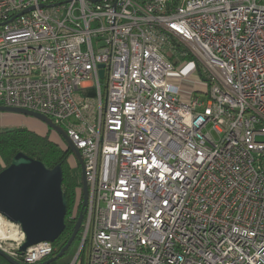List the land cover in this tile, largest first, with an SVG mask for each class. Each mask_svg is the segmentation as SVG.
<instances>
[{"label":"built area","instance_id":"2783aa9c","mask_svg":"<svg viewBox=\"0 0 264 264\" xmlns=\"http://www.w3.org/2000/svg\"><path fill=\"white\" fill-rule=\"evenodd\" d=\"M0 25V106L81 152L87 264H264V0H0ZM24 241L0 214L7 256L55 252Z\"/></svg>","mask_w":264,"mask_h":264},{"label":"water","instance_id":"95a60500","mask_svg":"<svg viewBox=\"0 0 264 264\" xmlns=\"http://www.w3.org/2000/svg\"><path fill=\"white\" fill-rule=\"evenodd\" d=\"M32 10L34 9L26 10L18 16ZM103 76L104 72L101 71L100 77L103 78ZM0 113L22 114L39 119L64 139L81 167L83 210L74 227L72 237L58 255L41 264L56 263L64 257L80 233L85 219V209L88 206L89 193L81 152L75 147L67 133L44 115L5 106H0ZM62 182L61 165L49 169L42 162L33 160L23 153L16 155L11 165L0 173V214L22 228L25 241L19 249L21 253L44 242L54 244L65 231L68 203L62 190ZM82 250L83 245L81 244L72 264H76ZM0 256L10 264H23L10 258L1 250Z\"/></svg>","mask_w":264,"mask_h":264},{"label":"trees","instance_id":"16d2710c","mask_svg":"<svg viewBox=\"0 0 264 264\" xmlns=\"http://www.w3.org/2000/svg\"><path fill=\"white\" fill-rule=\"evenodd\" d=\"M185 60L191 62L194 58L190 55ZM197 70L203 76L202 69L199 65H197ZM2 114L5 113H0V115ZM46 128L48 129L46 135H40L26 128L0 129V173L11 165L13 159L19 153H23L33 160L42 162L49 169H53L58 165L62 166V190L67 199L68 210L65 218V231L54 243L55 252L51 255L50 258H52L59 254L72 237L74 227L83 210V194L79 162L70 152L64 139L49 127L46 126ZM53 135L58 137V139L54 140L52 138ZM81 243L82 230L64 257L70 256L73 259ZM87 249L88 252L85 256ZM89 250L90 241L88 240L76 264H80V262L81 264H85L84 259H87ZM58 261L53 264H58ZM0 264L10 263L0 256Z\"/></svg>","mask_w":264,"mask_h":264},{"label":"rangeland","instance_id":"374dc122","mask_svg":"<svg viewBox=\"0 0 264 264\" xmlns=\"http://www.w3.org/2000/svg\"><path fill=\"white\" fill-rule=\"evenodd\" d=\"M175 61L177 62L179 76L182 78H186L182 81L183 86L187 88L193 87L195 74H193V72L191 73V71L193 70L189 68L190 63H188L186 60H183L181 58H176ZM102 85H103V92H105V85H106L105 80H102ZM198 96L203 99L206 98L205 95H202V94H198ZM62 127H63L62 129L66 132L67 130L66 124H64ZM15 128H26L40 135H46L48 132V129L46 128L45 124L37 118L25 116L22 114H14V113H5V114L0 115V129H15ZM52 138L54 140L58 139V137H56L55 135H53ZM87 252H88V249L86 250L85 256L87 255ZM74 258L71 259L70 256L63 257L62 259L58 261V264H72ZM79 259H80V256L78 257V260L76 263H78ZM84 261H85V264H87L88 257L87 259H84Z\"/></svg>","mask_w":264,"mask_h":264}]
</instances>
